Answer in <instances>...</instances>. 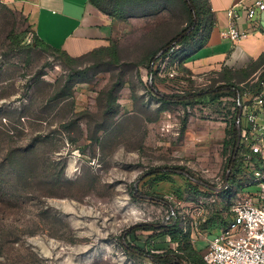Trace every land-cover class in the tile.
Segmentation results:
<instances>
[{"label":"rangeland","instance_id":"1","mask_svg":"<svg viewBox=\"0 0 264 264\" xmlns=\"http://www.w3.org/2000/svg\"><path fill=\"white\" fill-rule=\"evenodd\" d=\"M148 5L124 31L126 43L154 28L161 45L187 21L182 0H154L153 14ZM33 37L26 14L0 1V264H156L133 248L172 246L159 228L174 212L179 226L193 225L203 252L221 232L208 225L211 214L229 220L230 208L255 190L231 179L225 187L235 98L208 94L161 112L155 91H198L223 79L201 72L178 84L157 76L149 89L137 82L135 63L70 65ZM11 39L23 46L14 49ZM120 72L131 77L135 98L121 109L114 100L129 93ZM142 224L157 229H137Z\"/></svg>","mask_w":264,"mask_h":264},{"label":"crops","instance_id":"2","mask_svg":"<svg viewBox=\"0 0 264 264\" xmlns=\"http://www.w3.org/2000/svg\"><path fill=\"white\" fill-rule=\"evenodd\" d=\"M0 1L22 10L29 18L34 34L49 45L66 51L74 60L75 65H79L80 62H88L95 66L113 65L129 61L136 64L134 72L139 84L149 88L152 82L157 80V74L148 72L145 59L159 46V39L154 37V28L143 33L138 40H132L129 43H126L123 38L124 31L133 24L132 19L143 17L140 9L149 4L151 14L154 13V0L128 4L120 16H117L115 11L112 12V6L108 1L105 2L103 8L98 7L92 0ZM250 3L251 0H204L201 25L194 38L187 44L188 46L180 52L179 69L189 75L214 72L222 78L225 74L230 78V81L237 84L244 82L253 84L261 79L260 90L263 89L264 11L257 12L251 21L246 20L242 6ZM229 7H234L241 14L238 27L249 31L246 37L238 41H231L220 36L221 31L228 24L226 10ZM136 11L141 14H130ZM112 44L117 47L118 63L111 62L110 56L105 55L103 51ZM121 74L118 76V81L124 83V89L128 90L129 95L123 101L114 98V102L119 105L120 109L124 105L131 107L135 103V98L128 86L131 77L129 78L125 72ZM81 82L76 81L75 83L80 84ZM141 96L144 98L143 104H148L145 101L147 95L142 93ZM257 121L261 125L264 124V104L258 112ZM242 125L245 127V120ZM190 130L187 128L188 132ZM233 181L240 183L242 180H238L234 176ZM227 182L229 183V181ZM254 186L255 190L250 193L257 190V185ZM218 227L223 228L221 225ZM209 238L206 239L203 250H205ZM192 241L194 240L192 239Z\"/></svg>","mask_w":264,"mask_h":264},{"label":"built area","instance_id":"3","mask_svg":"<svg viewBox=\"0 0 264 264\" xmlns=\"http://www.w3.org/2000/svg\"><path fill=\"white\" fill-rule=\"evenodd\" d=\"M246 20L251 21L257 12L264 11V0H251L248 5L242 6ZM228 24L220 33V36L231 41H238L249 34L246 29L238 27L241 14L234 7L226 10ZM186 46L172 45L162 56L157 64V76L176 81L178 84L187 82V78H195L194 75H186L179 69L180 51ZM200 78V77H199ZM210 84V80L203 81V85ZM262 84V83H261ZM181 87V86H179ZM263 89L256 93L250 90L243 92L244 106L242 117L245 127L241 133V143L248 151L242 153L244 164L241 172L235 177L241 182V190L250 185H257V190L231 208V218L219 234L209 238L202 258L206 264H264V124L257 121L258 112L264 104ZM180 92L184 90L178 88ZM194 92V89H189ZM178 91V92H179ZM236 106V100L230 108L232 117ZM189 107V104L185 106ZM167 117L170 113L164 112ZM169 124L161 128L168 130ZM258 155L259 164L251 160V154ZM228 186L226 181L225 187ZM166 238V237H165Z\"/></svg>","mask_w":264,"mask_h":264},{"label":"trees","instance_id":"4","mask_svg":"<svg viewBox=\"0 0 264 264\" xmlns=\"http://www.w3.org/2000/svg\"><path fill=\"white\" fill-rule=\"evenodd\" d=\"M94 3L97 4L98 7L103 8V5L106 1L110 2L112 6V12L115 11L117 16H120L125 9V6L128 4H132L139 1H147V0H92ZM186 11H187V21L183 27H181L169 40L165 41L163 44L152 51L149 55L146 56V66L148 72L150 74H157L156 64L158 60L164 56L166 51L172 46L176 44L188 46L189 42L194 38L196 32L199 30L201 25V11L202 6L204 4V0H182ZM107 3V2H106ZM118 10V11H117ZM13 48H20L23 46L17 39L10 40ZM33 44H35L40 49L51 52L55 54L58 58L62 59L67 64L73 65L74 60L61 48H55L39 37L34 34L33 37ZM102 50V49H101ZM100 50V51H101ZM105 55H109L111 62L118 63L117 58V47L115 44H112L110 47L105 48L104 50ZM163 51L160 55L159 53ZM182 52V50L180 51ZM159 55V56H158ZM105 57V56H102ZM181 60V59H180ZM180 68V64H179ZM223 82L220 83L215 88H207L201 89L194 92H178L174 94H166V93H156V98L160 101V111H163L165 105L167 103H180L184 106L187 104L196 101L208 94H211L213 99L218 98V96L222 95H231L236 100L235 111L231 117L230 124H229V139L225 141L226 149H229V155L227 156L226 161V171H225V179L227 181H233V177L241 172V166L244 164L242 159V153L248 151L247 149L243 148V145L240 142L237 146V136H238V128H237V120H240V133H242L244 127L242 125V107L244 106L243 100V92L250 90L251 92H257L260 90V81L249 84L248 82H244L243 84H237L233 81H230V78L227 77L225 74L222 76ZM114 86L109 91V96L111 97V93L114 90ZM254 87V88H253ZM154 88V83L149 86V89ZM215 97V98H214ZM109 108V107H108ZM239 108H241V112H239ZM185 127V120L183 121L182 129ZM251 160L254 161L256 164H259L258 155L252 153ZM158 171V170H157ZM166 173H170L171 171H165ZM191 178V177H189ZM202 184L210 187L205 181L201 182ZM155 200L161 201L164 205H168L169 202L167 199L163 198L161 195H154ZM171 204H169V207ZM215 216V217H214ZM174 221L169 225H163L159 229L163 230L165 237H169V243L172 246L167 247L166 249H162L158 252H153L149 249L141 248V247H134L133 250L138 254L145 255L149 258L150 261L156 264H206L202 258V252L198 250L192 241V234H193V225L188 224L185 227L179 226V219L177 214L174 212L172 215ZM220 219V220H219ZM228 223V220L223 219L219 215H212L208 221V225L211 227H218L221 225L225 227ZM137 229L143 230H155L157 227L152 224H142L137 227Z\"/></svg>","mask_w":264,"mask_h":264},{"label":"water","instance_id":"5","mask_svg":"<svg viewBox=\"0 0 264 264\" xmlns=\"http://www.w3.org/2000/svg\"><path fill=\"white\" fill-rule=\"evenodd\" d=\"M163 51H161L160 53H159V55L162 53ZM158 55V56H159ZM239 112H241V108H239ZM237 123H238V125H237V128H238V136H237V146H238V144H239V142H240V138H241V133H240V120L238 119L237 120Z\"/></svg>","mask_w":264,"mask_h":264}]
</instances>
